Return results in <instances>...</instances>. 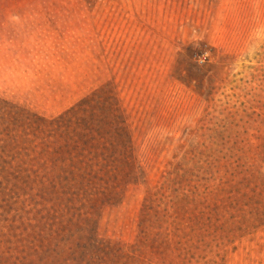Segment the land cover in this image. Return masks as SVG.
<instances>
[{"label": "rangeland", "instance_id": "1", "mask_svg": "<svg viewBox=\"0 0 264 264\" xmlns=\"http://www.w3.org/2000/svg\"><path fill=\"white\" fill-rule=\"evenodd\" d=\"M93 93L128 132V177L75 195L0 179V264H264V0H0V98L56 117ZM234 169L207 211L162 216Z\"/></svg>", "mask_w": 264, "mask_h": 264}, {"label": "trees", "instance_id": "2", "mask_svg": "<svg viewBox=\"0 0 264 264\" xmlns=\"http://www.w3.org/2000/svg\"><path fill=\"white\" fill-rule=\"evenodd\" d=\"M95 102L93 93L64 113L45 117L0 98V179L27 192L55 190L75 195L117 190L129 175L130 139L115 109L100 112ZM235 170L224 172L212 190L193 186L167 202L161 199L162 216L174 225L179 221L178 204L188 214L192 209L207 211L209 196L225 190L234 181L229 177H236ZM236 191L232 187L228 194ZM152 249L158 250L154 245Z\"/></svg>", "mask_w": 264, "mask_h": 264}, {"label": "clouds", "instance_id": "3", "mask_svg": "<svg viewBox=\"0 0 264 264\" xmlns=\"http://www.w3.org/2000/svg\"><path fill=\"white\" fill-rule=\"evenodd\" d=\"M202 40H204L203 34L198 29L192 28L190 43H194L196 47H199V42ZM209 56L210 52L205 51L203 56L195 58V62L204 65L205 61H208Z\"/></svg>", "mask_w": 264, "mask_h": 264}]
</instances>
